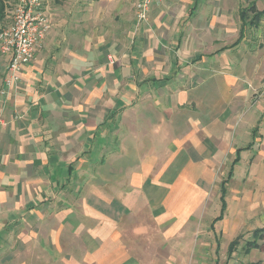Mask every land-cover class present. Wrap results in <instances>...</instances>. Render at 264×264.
Returning <instances> with one entry per match:
<instances>
[{
    "label": "crops",
    "instance_id": "1",
    "mask_svg": "<svg viewBox=\"0 0 264 264\" xmlns=\"http://www.w3.org/2000/svg\"><path fill=\"white\" fill-rule=\"evenodd\" d=\"M47 14L51 28L32 61L23 68L20 84L5 97L0 96V222L5 225L4 230L0 227L3 230H0V249L4 248L7 254L19 249L23 256L35 253L41 261L50 254L71 256L64 264H140L139 258L129 257L126 232L130 231V238L142 237V240H149L152 230L166 238L183 234L187 215L192 214L201 201L192 184L207 168L206 162L201 161L206 150L204 142L216 143L209 148L214 158L220 153L227 154L226 151L233 154L228 173L231 168L234 173L242 162V155L251 149V143L236 146L237 143L251 141L252 137L260 140L264 135V121L257 125L261 113L258 116L255 113L251 124H246V115H243L244 131L238 132L236 115L240 117L243 110L225 109L218 120L212 117L209 121L188 120L176 141L172 139L169 121L157 124L154 117L129 122L126 118L130 109L124 107V97L119 94L132 95V110L139 115L145 110L139 94L150 92V86L130 85L126 91L118 83L110 85L108 78L112 75L96 64L104 62L107 49L113 51L110 48L114 49L116 44L109 42L112 47H106L102 56L92 47L95 36L78 32L85 30L80 21H63L58 12ZM86 14L90 16V12ZM254 39L259 40V44L250 52V69L257 78L264 74V23L256 27ZM77 40L80 43H76ZM1 57L7 62V57ZM86 73L89 77H84V84L78 86L77 77ZM5 74L6 66L0 73V90ZM92 77H98L99 81L91 83ZM164 90L173 93L171 86ZM77 93L83 99L81 102L77 101ZM244 94L240 91L237 95L241 98ZM111 95L114 100L110 99ZM170 103L167 98L166 105ZM146 105L147 111L156 114L157 99H150ZM169 111L170 108L164 109L163 113L170 115ZM109 112L115 114L111 119ZM231 131L232 143L227 145ZM149 137L158 139L150 150L144 151L145 147L139 142L138 146L132 144V150L125 148V140L127 143L131 139ZM129 151L135 152L132 158L137 159L136 162L140 159L138 163L119 167L108 163L98 168L76 164L82 154L88 163L97 154L108 161L113 152L123 160L129 156ZM149 157L153 160L145 159ZM236 158L238 161L233 164ZM79 172L85 174L82 184L87 191L82 200L84 217L77 218L87 223L79 235L86 240L79 245V250H72L62 245L61 238L63 232L72 231L69 218L76 215L45 213L44 208L68 198L63 190L74 189V176ZM90 173H123L124 176L112 183L101 178L99 185L93 188L91 178L87 177ZM188 203L192 209L188 210ZM29 221L35 222V229L28 228ZM212 221L209 230L215 232L218 222L211 226ZM16 227L19 229H13ZM75 253L79 256H73Z\"/></svg>",
    "mask_w": 264,
    "mask_h": 264
},
{
    "label": "rangeland",
    "instance_id": "2",
    "mask_svg": "<svg viewBox=\"0 0 264 264\" xmlns=\"http://www.w3.org/2000/svg\"><path fill=\"white\" fill-rule=\"evenodd\" d=\"M254 2L258 11L264 10V0ZM15 3L16 0H0V31L11 23ZM247 5V0H157L144 23L136 21L130 0H45L43 7L47 13L58 12L63 21H80L85 30L78 32H89L95 36L92 47L100 55L104 56V49L110 48L109 42L116 44L114 49L110 48L113 51L107 49L105 61L96 64L112 75L108 78L109 84L118 83L126 91H129L130 85L150 86V92L139 94L140 100L145 103V110L140 111L139 115L132 110V95L119 94L124 97V107L130 109L126 119L132 122L156 117L157 124L163 120L169 121L172 124V139L176 141L182 136L188 120L201 118L209 121L210 117L218 120L225 109L232 111L237 107L240 112L243 110L240 117L236 115L238 120L235 127H239L238 132L244 131L241 124L243 115H246V124H251L252 115L256 116L257 113V116L260 113L262 116L257 125L264 121V74L254 78L250 69V52L259 44V40L254 39L256 27L242 25L239 17L240 11ZM100 9L102 11L97 14ZM86 12H90L89 17ZM251 17L250 13L248 18ZM261 23H264V16L259 25ZM76 43H80L79 40ZM5 59L0 55V73L7 64ZM84 77H89V73L77 77L78 86L84 84ZM90 80L94 83L99 78L92 77ZM168 86L172 87L173 93L168 94L164 90ZM240 91L245 92L244 97L237 95ZM80 96L77 93L79 102L83 100ZM167 98L171 100L170 106L166 105ZM110 99L114 100L113 95ZM150 99H157L156 114L146 110ZM168 108L170 115L163 113ZM114 115L109 112L108 118ZM230 135L227 145L232 143V131ZM130 141L126 143L125 140L128 150H132V144L138 146L137 142L145 147L144 151L158 143V139L153 137ZM248 141L243 140L236 145L247 146L251 143V149L242 155V162L236 166L226 185L227 208L223 220L215 224V232L209 230V225L219 213V186L221 181L227 179L234 156L226 151L227 154L220 153L219 157L214 158L209 148L216 143L205 141L206 150L201 161L206 162L207 168H204L201 176H196L195 185L192 184L200 194L201 201L198 208L195 207V211L187 215L183 234L166 238L159 231L152 230L150 235L153 236L149 240H142V237L130 238V231L126 232L125 244L129 257L139 258L142 261L140 264H264V135L260 140L255 141L252 137ZM132 152L129 151V156L123 160L115 157L113 152L108 161L97 154L88 163L82 154L76 164L98 168L108 163L118 167L138 163L140 159L136 162L137 159L132 158L135 152ZM145 159L153 160L150 157ZM84 175L83 172L77 173L74 176V189L63 190L67 199L53 206L49 205V199L46 202L49 206L44 208L45 213L76 215L69 218L72 221L68 223L74 229L72 227V231L63 232L61 238L62 245L72 250H79V245L86 240L79 235L87 223L77 218L84 217L82 200L87 191L82 184ZM122 176L123 173L87 175L93 188L99 185L101 178L112 183ZM79 183L82 185L79 186ZM189 204L188 210L192 209ZM1 226L4 230V223L0 222ZM28 228L35 229V222L29 221ZM252 245L256 248H251ZM3 249H0V264H64L71 258L67 254H50L41 261L35 253L23 256L17 249L7 254ZM73 256L79 255L75 253Z\"/></svg>",
    "mask_w": 264,
    "mask_h": 264
},
{
    "label": "built area",
    "instance_id": "3",
    "mask_svg": "<svg viewBox=\"0 0 264 264\" xmlns=\"http://www.w3.org/2000/svg\"><path fill=\"white\" fill-rule=\"evenodd\" d=\"M157 0H132L135 19L144 23ZM45 0H16L11 23L0 31V55L7 57L4 86L5 96L21 81V72L29 64L36 49L51 28L50 18L44 10Z\"/></svg>",
    "mask_w": 264,
    "mask_h": 264
},
{
    "label": "trees",
    "instance_id": "4",
    "mask_svg": "<svg viewBox=\"0 0 264 264\" xmlns=\"http://www.w3.org/2000/svg\"><path fill=\"white\" fill-rule=\"evenodd\" d=\"M247 1H248L247 7L243 11H240V13H239L240 21H241L242 25L249 24L252 27H258L259 23L261 22V19L264 16V10L258 11L256 9L254 0H247ZM250 13H251L252 17L249 19L248 15H250ZM237 161H238V159L236 158L234 160L233 164L236 163ZM232 175H233V169L231 168L228 175H227V179L223 180L220 184V197H219L220 210H219L218 216L212 221L211 226H213V224H215L216 222L222 220V218L224 216V213H225L226 208H227L226 200H225L226 185H227L228 180L231 178ZM251 248H256V246L254 247L252 245ZM247 250H249V249H247Z\"/></svg>",
    "mask_w": 264,
    "mask_h": 264
}]
</instances>
